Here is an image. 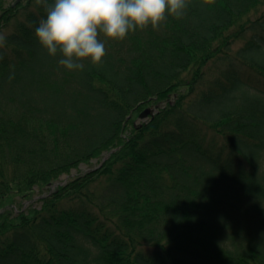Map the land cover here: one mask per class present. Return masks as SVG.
Wrapping results in <instances>:
<instances>
[{"label":"trees","instance_id":"obj_1","mask_svg":"<svg viewBox=\"0 0 264 264\" xmlns=\"http://www.w3.org/2000/svg\"><path fill=\"white\" fill-rule=\"evenodd\" d=\"M7 1L0 264H264V0H188L158 29L101 35L83 71L34 36L53 0Z\"/></svg>","mask_w":264,"mask_h":264},{"label":"clouds","instance_id":"obj_2","mask_svg":"<svg viewBox=\"0 0 264 264\" xmlns=\"http://www.w3.org/2000/svg\"><path fill=\"white\" fill-rule=\"evenodd\" d=\"M188 0H53L45 3L34 36L49 56L61 54L58 64L69 71H83L88 60L96 66L105 55L108 40L121 41L149 25L155 30L166 15L180 17ZM41 3V0H37ZM6 42L0 34V46ZM11 78V77H10Z\"/></svg>","mask_w":264,"mask_h":264},{"label":"rangeland","instance_id":"obj_3","mask_svg":"<svg viewBox=\"0 0 264 264\" xmlns=\"http://www.w3.org/2000/svg\"><path fill=\"white\" fill-rule=\"evenodd\" d=\"M15 1V0H13ZM8 5H12L11 3L8 4ZM16 4H14L13 6H15ZM264 59V57H262ZM153 108V107H152ZM143 112V110L141 111ZM143 122L142 120L140 119H137L136 123H141ZM200 126V128L202 130H206V126L202 125V124H198ZM209 131H207L206 133H208ZM107 152L103 153L99 158L97 159H94L92 160L89 164H81L78 166V168L76 169H72L68 174H63L61 175L57 181H55L53 184H57L55 187L57 186H61V185H65L68 180H70L71 178H74L76 176H79V175H83L91 170H95V169H98L102 163L108 158H104L106 156ZM103 159H105L103 161ZM52 184V185H53ZM52 185H50L48 187V190L52 191L53 188L55 187H52ZM47 193V190L44 192V194ZM37 194V193H36ZM34 196V198L30 201H18V203L16 204L17 205V208H19L20 210H25L29 207H35V208H38L40 206V199L43 197V194H37ZM17 210V209H16Z\"/></svg>","mask_w":264,"mask_h":264},{"label":"water","instance_id":"obj_4","mask_svg":"<svg viewBox=\"0 0 264 264\" xmlns=\"http://www.w3.org/2000/svg\"><path fill=\"white\" fill-rule=\"evenodd\" d=\"M9 2V1H8ZM19 0H15V1H12V5L18 3ZM155 112V110L153 109H146L145 111H143L140 115H139V119H144L146 118L148 115H153ZM109 156V154H106V156L104 157L105 159ZM103 159V161L105 160ZM57 184H54L52 185V187H55Z\"/></svg>","mask_w":264,"mask_h":264}]
</instances>
